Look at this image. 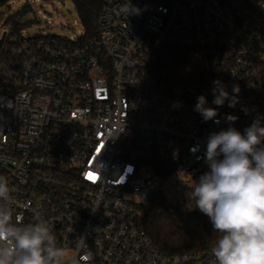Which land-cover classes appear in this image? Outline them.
I'll list each match as a JSON object with an SVG mask.
<instances>
[{
    "label": "built area",
    "instance_id": "1",
    "mask_svg": "<svg viewBox=\"0 0 264 264\" xmlns=\"http://www.w3.org/2000/svg\"><path fill=\"white\" fill-rule=\"evenodd\" d=\"M29 11L0 25V175L15 211L41 214L68 264H212L215 242L161 252L145 211L174 177L208 170L227 115L241 132L264 123V0H103L91 39L25 36ZM165 47L185 52L172 81L154 73ZM213 81L239 87L234 108L212 103ZM201 95L219 123L194 111Z\"/></svg>",
    "mask_w": 264,
    "mask_h": 264
},
{
    "label": "clouds",
    "instance_id": "2",
    "mask_svg": "<svg viewBox=\"0 0 264 264\" xmlns=\"http://www.w3.org/2000/svg\"><path fill=\"white\" fill-rule=\"evenodd\" d=\"M132 11V4L122 8L126 16ZM213 85L212 103L219 107L227 101L234 108L239 87L230 95L222 82ZM194 111L205 122L219 123L217 108L208 106L204 95L197 97ZM238 119L227 115L229 127L209 134L203 157L208 170L186 193L188 210L207 216L217 233L212 264H264V123L257 117L241 132L231 126ZM15 205L9 181L0 175V264H68L43 216L37 213L26 223Z\"/></svg>",
    "mask_w": 264,
    "mask_h": 264
},
{
    "label": "trees",
    "instance_id": "3",
    "mask_svg": "<svg viewBox=\"0 0 264 264\" xmlns=\"http://www.w3.org/2000/svg\"><path fill=\"white\" fill-rule=\"evenodd\" d=\"M83 38L97 37L96 19L103 0H71ZM185 62V52L165 47L155 65L159 81H172ZM206 172V171H204ZM204 172H200L199 176ZM145 228L154 245L165 254H180L213 244L217 233L211 229L207 216L199 210L185 211L167 203L162 194H155L145 211Z\"/></svg>",
    "mask_w": 264,
    "mask_h": 264
},
{
    "label": "rangeland",
    "instance_id": "4",
    "mask_svg": "<svg viewBox=\"0 0 264 264\" xmlns=\"http://www.w3.org/2000/svg\"><path fill=\"white\" fill-rule=\"evenodd\" d=\"M25 5H29L31 11L22 16L21 21L31 19L29 25L23 31L25 36L35 34H50L65 38L76 39L83 35V29L77 18L71 0H7L5 6L0 7V25L6 21V17L18 12ZM196 62L195 57L189 58V64ZM196 179L184 176L174 177L164 190L168 204L179 206L183 209L188 203V186Z\"/></svg>",
    "mask_w": 264,
    "mask_h": 264
},
{
    "label": "water",
    "instance_id": "5",
    "mask_svg": "<svg viewBox=\"0 0 264 264\" xmlns=\"http://www.w3.org/2000/svg\"><path fill=\"white\" fill-rule=\"evenodd\" d=\"M2 44V39L0 40V45Z\"/></svg>",
    "mask_w": 264,
    "mask_h": 264
}]
</instances>
